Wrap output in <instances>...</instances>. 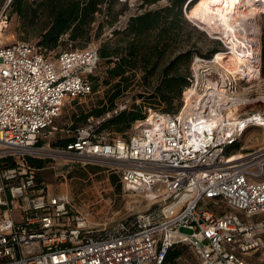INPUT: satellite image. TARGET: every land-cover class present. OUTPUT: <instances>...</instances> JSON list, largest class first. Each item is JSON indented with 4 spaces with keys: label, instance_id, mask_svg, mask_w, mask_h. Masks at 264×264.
I'll return each mask as SVG.
<instances>
[{
    "label": "built area",
    "instance_id": "obj_1",
    "mask_svg": "<svg viewBox=\"0 0 264 264\" xmlns=\"http://www.w3.org/2000/svg\"><path fill=\"white\" fill-rule=\"evenodd\" d=\"M44 50L0 42V264H163L175 245L193 248L196 264H248L249 251L264 249V142L239 144L254 128L264 134L260 43L258 70L218 68L216 53L196 56L177 111L148 108L128 137L109 140L95 127L126 107L116 105L75 128L63 147L50 146V127L67 99L92 92L98 51L86 46L48 58ZM256 103L259 109L243 108ZM236 144L243 153L228 152ZM28 157L113 161L124 190L156 208L93 231L66 192L38 182Z\"/></svg>",
    "mask_w": 264,
    "mask_h": 264
},
{
    "label": "rangeland",
    "instance_id": "obj_2",
    "mask_svg": "<svg viewBox=\"0 0 264 264\" xmlns=\"http://www.w3.org/2000/svg\"><path fill=\"white\" fill-rule=\"evenodd\" d=\"M191 3L185 7L182 5L181 18L176 17V8H172V0H158L155 3L146 5L143 0H117L110 7L104 6L97 14V18L91 30V37L88 42L70 41L64 38V42L45 54L48 58H54V54L61 50L83 48L86 46L99 48L102 44L108 46H118L122 52H126L128 46L139 47L140 53L136 56L135 67L127 70L124 75L130 76L128 80L129 88L116 100L117 107L125 105L132 106V103L140 104L137 108L147 112L148 108L163 111H177L178 98L170 107L165 105L152 106L149 101H145L143 95L147 97L149 93L158 85L162 79L163 68L175 56L185 53L175 65L179 74L188 76L190 73L193 58L198 56L210 59L217 51L227 52L222 41L241 43H253V38H259L260 53L264 47V11L256 19L258 29L254 34L234 35L229 34L222 28L212 24L207 19L195 12V5ZM9 0H0V13L6 16V26L0 32V42L8 44L15 41H27L36 43L38 29L22 23L19 17L10 11ZM171 8L169 11L163 9ZM159 15V25L153 30L137 35L126 32V27L130 17L144 13L148 10H161ZM110 21H113L110 23ZM99 22H103V27L98 36L96 28ZM114 30L118 31L114 33ZM210 34H208L207 32ZM211 33L217 34L213 35ZM219 35V36H218ZM220 37V38H217ZM251 37V38H249ZM158 43L157 51L152 46ZM229 51V50H228ZM145 56L148 60L145 63L141 58ZM253 56L239 54L236 58L238 62L250 63ZM114 66V61L108 62L99 58L93 70V76L98 78L97 85L92 82V92L78 99H67L61 107L59 115L53 120L47 140L51 143L59 138H68L73 135V127L81 113L93 110L106 100V89L108 86L102 84L107 77L108 69ZM216 67V66H215ZM218 68L222 67L217 65ZM238 71L241 68H236ZM220 70V69H219ZM263 70V71H262ZM173 71V70H172ZM171 71V72H172ZM261 75L264 77V61L261 56ZM116 78L113 81H117ZM245 83L241 84L240 93ZM262 88V87H260ZM260 88L257 90L259 91ZM182 96V95H181ZM154 101V100H153ZM251 108L259 109V104H246L244 110ZM116 107V106H115ZM242 110V111H244ZM95 120L96 118L92 116ZM74 125V126H73ZM107 139L117 136L128 137L130 129L123 133L106 129L103 132ZM264 142V134L258 128L252 129L248 134L242 136L239 144L255 147ZM238 144L232 146L234 150ZM234 153H243L235 150ZM49 160L37 173V180L50 193L66 192L77 210L86 213L88 223L93 231L107 232L127 219H133L137 214H145L153 211L156 207L154 202L149 201L144 195L126 192L120 181V172L115 168L113 161L97 158H82L81 160L67 159L61 157H46ZM155 204V203H154ZM264 238V231H263ZM182 264H196L198 255L196 251L187 246L182 248ZM248 264H264V249L249 251L245 256Z\"/></svg>",
    "mask_w": 264,
    "mask_h": 264
},
{
    "label": "trees",
    "instance_id": "obj_3",
    "mask_svg": "<svg viewBox=\"0 0 264 264\" xmlns=\"http://www.w3.org/2000/svg\"><path fill=\"white\" fill-rule=\"evenodd\" d=\"M117 0H10L8 7L12 13H15L24 25L36 27L38 29V37L36 44L41 46L46 53L54 50L62 44L66 38L70 41L88 42L91 37V30L104 6L110 7ZM158 0H143L146 5L157 2ZM195 0H172V8H176V17L181 18L182 5L185 7L194 3ZM169 11L171 8L163 9ZM161 10L146 11L144 13L130 17L126 27V32L131 35H137L153 30L159 25V18ZM113 21H110L112 23ZM103 27V22H99L96 28L95 36H98ZM118 31L114 30V33ZM251 38V37H249ZM153 50L157 51L158 43L152 46ZM98 51V59H106L108 62L114 61V66L108 69V74L103 79L102 84L108 86L106 89L105 103L103 101L93 110L81 113L78 116L77 123L73 128V135L68 138H59L52 142L53 146H66L69 142L75 139V128L84 125L88 118L94 116L95 118L103 116L106 112L115 108V100L122 95L129 88L128 80L130 76L124 75L127 70H132L135 67L136 56L140 53L139 47H135L132 43L128 46L126 52L118 46H108L107 43L102 44ZM185 53L175 56L162 70V79L156 87L148 94L147 97L139 95L149 101L152 106L165 105L170 107L174 101L181 97L184 87L188 84L187 76L181 75L177 72L175 65ZM248 55L246 53H240ZM249 56V55H248ZM262 61H264V47H262ZM255 58V57H254ZM251 59V64L254 61ZM142 63L147 62V58H141ZM244 65L242 62L237 63V67ZM251 69L258 70L251 66ZM173 70V71H172ZM172 71V72H171ZM263 71V70H262ZM257 73V72H255ZM117 81H113L115 79ZM89 80L97 85L98 78L89 75ZM154 100V101H153ZM140 104L132 103L131 107L126 106L117 113L100 121L95 127V132L101 133L106 129L123 133L129 129L131 123L143 116L141 110L137 108ZM181 106V101L178 103L176 110ZM235 150V149H234ZM234 150L229 149V153ZM49 160L41 158L28 157L27 162L30 166L41 169L45 162ZM12 160L9 161L11 165ZM182 248H187V245L173 246L164 260L163 264H177L176 259L182 256Z\"/></svg>",
    "mask_w": 264,
    "mask_h": 264
},
{
    "label": "bare ground",
    "instance_id": "obj_4",
    "mask_svg": "<svg viewBox=\"0 0 264 264\" xmlns=\"http://www.w3.org/2000/svg\"><path fill=\"white\" fill-rule=\"evenodd\" d=\"M263 11L264 0H197L195 5V12L198 15L222 28L227 33L234 35L254 34L259 26L256 23V19ZM207 33L210 34L209 32ZM253 40V43L247 42L240 45H238V41L241 40L232 43L222 41L229 51H217L215 55L216 63L227 70L237 72L236 58L240 53L244 52L255 58L251 64H244L239 68L248 67L251 69V66L258 68L256 66H259V64L255 65L254 62L256 53L259 52V38L255 36ZM217 90L219 91V88ZM223 97L226 98V95ZM239 157L242 156H234L232 159H238Z\"/></svg>",
    "mask_w": 264,
    "mask_h": 264
}]
</instances>
